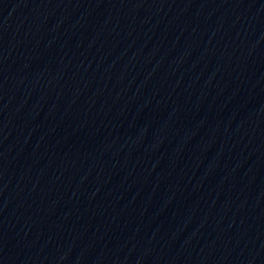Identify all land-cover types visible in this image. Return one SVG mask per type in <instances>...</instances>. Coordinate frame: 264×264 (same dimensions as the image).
Here are the masks:
<instances>
[{"label":"water","instance_id":"water-1","mask_svg":"<svg viewBox=\"0 0 264 264\" xmlns=\"http://www.w3.org/2000/svg\"><path fill=\"white\" fill-rule=\"evenodd\" d=\"M0 264H264V0H121L1 100Z\"/></svg>","mask_w":264,"mask_h":264}]
</instances>
